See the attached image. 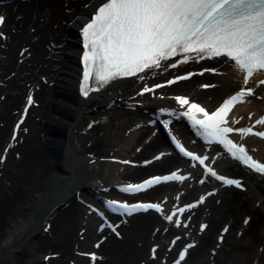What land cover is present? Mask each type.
<instances>
[{"label": "bare ground", "instance_id": "bare-ground-1", "mask_svg": "<svg viewBox=\"0 0 264 264\" xmlns=\"http://www.w3.org/2000/svg\"><path fill=\"white\" fill-rule=\"evenodd\" d=\"M99 3L101 0H31L21 3L13 1L11 5L0 6V14L6 16V38L4 41L0 39V155L6 154L7 157L4 163L0 162V264H45L43 260L47 254H57V258L48 264H68L69 261L88 264L77 257L75 246L86 247L88 242L98 237L92 224L97 220L94 216L89 218L82 241L77 234L73 237L69 235L76 226L84 228L82 221L86 209L76 199V193L89 185H95L96 189L109 187L173 166L172 157H166L147 168L127 167L123 171H120L119 165L92 163L95 159L110 157L109 153L114 154L112 157L115 158L123 155L125 158L145 159L160 146L158 138L145 144L146 137L142 131L122 135L125 131L123 128L129 130L135 127L141 114L123 113L117 107L106 109L110 102L120 104L121 100L124 102L140 91L142 88L135 80L113 84L85 101L76 96L75 77L79 71L77 56L80 52L76 47V30L88 20ZM61 12V18L70 22L69 27L61 25L58 16ZM64 35L74 41L69 47L65 46ZM24 48L25 54L20 57ZM20 59L23 60L19 62ZM61 66L65 69L70 101L68 109L58 115L53 109V89L41 83L39 78H46L48 82L55 80L57 69ZM215 66H221L224 74L211 80L217 86L210 92L198 91L205 76L201 80L193 79L173 87L167 93L191 94L212 109L222 98L239 89L242 83L241 75L230 63L219 60ZM260 90L264 91V88ZM29 91L34 92L39 105L33 109L35 116H32V111L27 116L23 126L27 132L23 133V129L17 144H12L9 134L15 122V113ZM170 100L176 103L174 98ZM142 101L145 109L168 104V101L161 102L150 96H144ZM263 107L264 102L254 101L251 106L241 107L238 114L255 111L259 115ZM86 118L98 120L104 128L103 134H81V126ZM115 121H118V127L112 135ZM8 146V151H5ZM139 146L143 148L135 153ZM258 156L264 158L261 152ZM237 176L245 178L249 194L255 203L260 202V206L246 204L251 202L247 196L233 202L232 189H226L217 197L222 199L220 204L208 201L205 209L194 217L198 219L205 214L208 229L198 238L199 245L192 250L184 264H264V248L253 249L261 237L257 239L247 235L245 229L241 237L232 233V229L237 227L235 216L238 213L257 216L261 206H264V189L258 176L251 177L245 170L238 171ZM80 198L89 199V196L81 190ZM56 205H60V208L56 209ZM16 215L20 219L7 229V223ZM159 223H162L161 220L151 214L133 218L130 226L123 229L121 241L111 237L102 244L100 254L103 261L97 264H135L140 259L147 261L146 264H153L147 260L146 247L153 240L164 244L168 237L161 233L152 236V228ZM221 223L231 227L225 236L228 244L221 246L213 256L204 245L211 232ZM47 225L51 226L48 234L43 231ZM58 235L60 241L56 239ZM163 248L161 245L160 256ZM44 251L51 252L41 257Z\"/></svg>", "mask_w": 264, "mask_h": 264}, {"label": "snow or ice", "instance_id": "snow-or-ice-1", "mask_svg": "<svg viewBox=\"0 0 264 264\" xmlns=\"http://www.w3.org/2000/svg\"><path fill=\"white\" fill-rule=\"evenodd\" d=\"M5 19V16L0 15V26L4 24ZM82 32L85 47L83 52L85 96L89 95L90 80L93 78L98 90L101 84H110L118 78L139 76L146 71L155 73L162 66L167 71L169 66L175 68L179 63L193 59L222 57L225 61L234 62L241 72L246 73L244 87L229 95L214 111L210 112L187 95H177L175 100L180 105L187 106L180 114L191 121L201 137L210 143L222 144L231 157L264 173V162L254 158L246 146L237 143L230 136L231 133H239L242 136L255 133L264 137V130H257L255 127L264 125V115L256 119L254 125L247 127H234L229 124L232 109L238 103L257 95V85L255 83L249 85V82L257 71H264V0H101L98 10L82 27ZM173 57L182 59L173 63L171 62ZM211 71L219 69L213 68ZM191 75L193 73L175 75L165 83L174 84ZM139 78L144 79L143 76ZM259 85L264 86V80H260ZM162 87L164 84L161 83L145 86L140 94L149 92L155 94V89ZM260 99L264 100V96ZM160 111L175 117L179 110L162 108ZM165 124L171 126L172 121L166 119ZM176 144L186 156L202 164L207 173L217 176L227 185L245 187L240 179L221 175L209 166L206 163L207 155L189 151L178 138ZM6 158L5 154L4 159ZM184 179V176L173 172L170 175L154 176L140 184L128 185L124 190L136 193L161 181ZM107 205L115 212L133 213L139 209H157L163 212L160 203L129 204L109 200ZM194 206L186 205L187 208ZM96 211L101 216L105 215L100 209ZM178 211L182 214L184 208ZM175 215L174 212L166 218L172 221ZM250 219L251 217H248L245 223ZM207 227V224L201 226L202 229ZM228 230L226 227L224 232ZM223 239L221 236L220 240ZM194 243L183 249L181 260L187 256L188 249L193 247ZM158 247L159 245H156L153 248V255ZM90 255L93 260L97 258L95 252ZM176 264H179V261Z\"/></svg>", "mask_w": 264, "mask_h": 264}, {"label": "rangeland", "instance_id": "rangeland-1", "mask_svg": "<svg viewBox=\"0 0 264 264\" xmlns=\"http://www.w3.org/2000/svg\"><path fill=\"white\" fill-rule=\"evenodd\" d=\"M59 15L61 16V15H62V12H61ZM67 24H68V23H67ZM67 24H65L64 21L61 22V25H63V27H66L65 25H67ZM4 32H5V29H4ZM32 116H35L34 112H33ZM89 119H90V118H86V120H84V122L82 123V126H85L86 123H87V121H88ZM117 123H118V121H115V129H112V131H111V134H112V135H113V134L116 132V130H117V127H118ZM123 129L125 130V128H123ZM103 132H104V128H103L102 126H99V127L96 128L95 131H90L89 134H90L91 136H92V135L99 136V135L103 134ZM124 132H125V131L122 132V135H124ZM103 170H105V168H103ZM104 173H105V172H104ZM105 174H107V173H105ZM262 186H263V185H262ZM248 193H249V192H248ZM229 194H230V193H229ZM246 194H247V193H246ZM248 196H251V195H248ZM234 197H235L236 200L239 201V199L242 198V195H241L240 193H238V194H236ZM250 198H251V197H250ZM240 200H241V199H240ZM259 212H260V213L257 214V217H253L251 223L249 224L248 232H249L250 235H253V237L264 236V207L261 206V209H260ZM238 214H240V213H238ZM238 214H237L236 219H237V223L240 225V224H241V220H242L243 217H242V215L240 216V215H238ZM19 219H20V218H19V215H16L12 221H9V222L7 223L6 228H7V229H10V227L13 225V223H14L16 220H19ZM218 226H219V225H218ZM78 229H79V227H77V226L74 227V228H72V230L69 232V235H71V237H73V236L76 235V233L79 231ZM217 229H218V227H217ZM213 234H214V231L211 232V234H210V237H211V238L209 239V242L214 240ZM56 239L60 241V236H59V235L56 236ZM46 252H51V251H44V252H42V254H40V256L43 257L44 253H46ZM140 261H141V260H137V262H136L135 264H139Z\"/></svg>", "mask_w": 264, "mask_h": 264}]
</instances>
